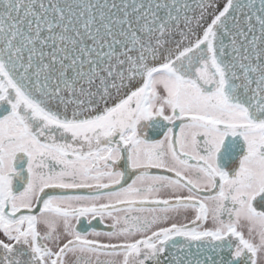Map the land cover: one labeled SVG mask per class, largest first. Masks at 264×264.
Here are the masks:
<instances>
[{"label":"snow or ice","instance_id":"6c2138e0","mask_svg":"<svg viewBox=\"0 0 264 264\" xmlns=\"http://www.w3.org/2000/svg\"><path fill=\"white\" fill-rule=\"evenodd\" d=\"M0 264H264V0H0Z\"/></svg>","mask_w":264,"mask_h":264}]
</instances>
